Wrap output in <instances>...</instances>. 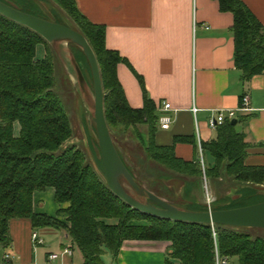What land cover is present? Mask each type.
<instances>
[{
    "label": "trees",
    "instance_id": "1",
    "mask_svg": "<svg viewBox=\"0 0 264 264\" xmlns=\"http://www.w3.org/2000/svg\"><path fill=\"white\" fill-rule=\"evenodd\" d=\"M35 1L0 0L18 11L47 20L38 14ZM52 1L72 21L73 26H66L80 32L96 55L110 130L147 127L146 134L135 130L146 158L169 172L164 180L180 182L186 195L202 192L204 175L212 183L226 177L230 182L242 185L237 199L227 204L216 203L211 206L213 211L264 203V197L257 193L258 187H264V166L246 165L250 145L231 121L217 127L216 137L201 145L203 164L193 137L177 136L172 145L158 144L155 139L160 119L158 107L143 78L128 60L118 51L107 48L106 28L90 22L79 10L76 0ZM214 1L219 3L221 12L231 13L234 17L231 28L235 39L234 62L242 72L243 81L264 74L263 24L241 0ZM39 45L46 48V55L41 60L36 56ZM49 45L38 34L0 15V247L9 248L12 244L11 220L29 219L34 229L65 231L81 251L85 264H102L106 252L117 256L125 241L169 242L167 264H214L211 226L161 220L130 208L112 194L102 178L105 176L102 158L103 175L87 163L86 155L80 149H64L73 130L55 91V61ZM69 45L78 50L75 61L82 73L81 65L85 66V63L91 71L83 51ZM121 64L132 71L140 84L143 95L140 109L131 107L128 102L118 78ZM90 75L92 77V72ZM16 125L20 128L18 136L15 135ZM178 144L193 146L191 161L176 155ZM205 156L212 160L210 164ZM48 188L55 190V202L61 206L58 218L34 212V194ZM63 205L67 207L63 208ZM182 210L208 212V207L195 201ZM59 218L66 219L67 224ZM215 229L221 256L236 259L238 264H264V239L240 233L233 227L215 226Z\"/></svg>",
    "mask_w": 264,
    "mask_h": 264
},
{
    "label": "crops",
    "instance_id": "2",
    "mask_svg": "<svg viewBox=\"0 0 264 264\" xmlns=\"http://www.w3.org/2000/svg\"><path fill=\"white\" fill-rule=\"evenodd\" d=\"M241 1L264 26V0ZM76 3L90 22L106 28L107 48L118 51L143 78L160 116L166 103L172 106L173 111L167 113L172 123L167 130L159 127L155 136L158 144L172 145L177 136L193 137L201 158V145L216 137L209 119L219 111L239 110L243 98L249 97L251 110L237 113L236 129L250 145L246 165L264 166V74L243 81L234 62L231 13L221 12L214 0H76ZM45 55L44 46L37 47V59ZM118 78L130 106L142 108V89L132 71L121 64ZM19 130L16 125V136ZM176 155L191 161L194 148L178 144ZM205 159L207 164L212 162L208 156ZM33 200L36 214L58 218L61 206L55 202L54 189L36 192ZM33 234L39 235L42 245L33 242ZM10 237L11 246L0 247V264H50L53 255L58 256L54 264H85L81 251L65 231L34 229L29 219H13ZM170 246L169 242L125 241L117 256L106 252L102 264H167ZM65 250L71 254H64Z\"/></svg>",
    "mask_w": 264,
    "mask_h": 264
},
{
    "label": "rangeland",
    "instance_id": "3",
    "mask_svg": "<svg viewBox=\"0 0 264 264\" xmlns=\"http://www.w3.org/2000/svg\"><path fill=\"white\" fill-rule=\"evenodd\" d=\"M35 2H37L38 14L47 21L61 22L73 26L66 13L52 0H36ZM40 46L43 45L38 47ZM44 49L46 52L45 46ZM49 49L55 61V91L65 107L73 130L72 138L63 147L64 149L71 147L80 149L85 153L87 163L103 175L100 167L101 153L99 152L98 135L94 123V84L90 75L91 71L87 63H85V66L81 65L87 82V85L81 87L74 66L75 54L78 52L77 48L66 42H57L50 44ZM38 56H40L39 52ZM135 130L146 134L147 127L138 126L136 129L133 127L127 129L118 127L111 129L110 132L117 150L133 172L138 185L143 191L150 192L181 209H186L193 205L195 201H198V204L207 206L208 211L212 210L211 206L216 203L223 204L226 202L227 204L238 198V190L243 189L242 185L239 186L230 182L226 177L218 180V183H212L205 175L203 177L202 192L194 191L190 195H186L180 182L164 180L163 178L168 176L169 172L146 158ZM124 185L135 198L144 203H150L146 197L141 196L140 193L131 189L127 184ZM257 189V193L264 197V187H258ZM62 223L67 224V220H62ZM142 225L147 224L142 223ZM234 229L253 238L264 239V229ZM231 264H238V261L232 259Z\"/></svg>",
    "mask_w": 264,
    "mask_h": 264
},
{
    "label": "water",
    "instance_id": "4",
    "mask_svg": "<svg viewBox=\"0 0 264 264\" xmlns=\"http://www.w3.org/2000/svg\"><path fill=\"white\" fill-rule=\"evenodd\" d=\"M0 15L33 31L49 44L66 42L77 46L85 54L91 67L94 84V123L105 172V176H102V178L115 197L142 214L170 222L264 229V203L227 211L192 212L179 209L158 196L143 191L126 168L111 136L105 116V95L100 68L96 55L87 39L80 32L66 25L49 22L23 13L2 2H0ZM74 66L78 82L81 87H84L87 82L76 61ZM231 124L236 126L237 120H232ZM124 184L140 193L141 196L146 197L150 203H144L135 198L128 192Z\"/></svg>",
    "mask_w": 264,
    "mask_h": 264
},
{
    "label": "built area",
    "instance_id": "5",
    "mask_svg": "<svg viewBox=\"0 0 264 264\" xmlns=\"http://www.w3.org/2000/svg\"><path fill=\"white\" fill-rule=\"evenodd\" d=\"M250 99L249 97H244L242 100V104L239 108V110H227V111H219L216 114H214L210 119H209V127L211 129H216L219 126H222L226 121H232L237 118V113L238 112H247L250 111ZM162 111L164 112L159 119V127L162 130H167L169 129L171 123H172V117L169 116L167 113L170 111H173L172 106L168 103H166L163 106ZM193 111L196 113L197 109H193ZM201 152V162L203 164V157H202V149L200 148ZM212 211V210H210ZM212 227V233H213V239H214V246H215V262L214 264H231V259L227 257H223L219 253L218 245H217V233L215 226ZM32 240L35 244L37 245H42L43 240L39 237L38 234H33ZM64 254H71L69 250H65ZM58 256L53 255L50 257V261L54 264V261L57 260Z\"/></svg>",
    "mask_w": 264,
    "mask_h": 264
}]
</instances>
